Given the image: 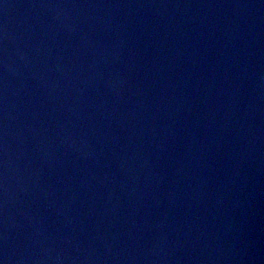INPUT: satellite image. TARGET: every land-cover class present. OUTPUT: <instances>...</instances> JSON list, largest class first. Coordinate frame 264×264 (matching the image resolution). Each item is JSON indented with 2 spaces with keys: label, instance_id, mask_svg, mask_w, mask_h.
I'll return each mask as SVG.
<instances>
[{
  "label": "water",
  "instance_id": "water-1",
  "mask_svg": "<svg viewBox=\"0 0 264 264\" xmlns=\"http://www.w3.org/2000/svg\"><path fill=\"white\" fill-rule=\"evenodd\" d=\"M3 264H264V0H0Z\"/></svg>",
  "mask_w": 264,
  "mask_h": 264
},
{
  "label": "snow or ice",
  "instance_id": "snow-or-ice-1",
  "mask_svg": "<svg viewBox=\"0 0 264 264\" xmlns=\"http://www.w3.org/2000/svg\"><path fill=\"white\" fill-rule=\"evenodd\" d=\"M0 264H3V262H2V261H0Z\"/></svg>",
  "mask_w": 264,
  "mask_h": 264
}]
</instances>
